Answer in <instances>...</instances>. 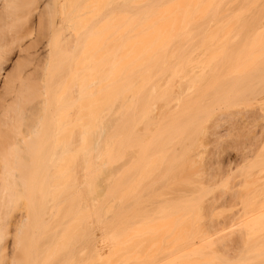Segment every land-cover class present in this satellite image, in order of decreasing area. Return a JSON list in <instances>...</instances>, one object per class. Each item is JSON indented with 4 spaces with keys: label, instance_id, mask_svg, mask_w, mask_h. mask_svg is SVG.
Here are the masks:
<instances>
[{
    "label": "rangeland",
    "instance_id": "obj_1",
    "mask_svg": "<svg viewBox=\"0 0 264 264\" xmlns=\"http://www.w3.org/2000/svg\"><path fill=\"white\" fill-rule=\"evenodd\" d=\"M82 1L52 2L41 41ZM230 1L169 0L151 8L155 0H101L106 19L90 37L86 77L57 85L48 73L46 81L52 103L87 91V156L74 160L57 206L41 192L30 195L41 198H32L35 206L27 192L10 206L29 218L23 258L36 261L56 239L60 246L45 248V264H156L196 239L210 219L206 207L217 206L215 223L264 209V0H232L231 12L204 27ZM112 2L123 8L116 17L108 15ZM193 65L203 75L190 74ZM238 223L227 222L219 235L238 243L235 259L199 253L180 264H264V244L257 243L264 220L251 226L254 245L245 241L246 250Z\"/></svg>",
    "mask_w": 264,
    "mask_h": 264
},
{
    "label": "bare ground",
    "instance_id": "obj_2",
    "mask_svg": "<svg viewBox=\"0 0 264 264\" xmlns=\"http://www.w3.org/2000/svg\"><path fill=\"white\" fill-rule=\"evenodd\" d=\"M28 1L0 0V264H45L49 261L48 257L50 259L49 253L47 252V255L45 252V248L50 247L48 250L51 251V248L60 246L56 239L48 244L43 242L45 248L44 246L42 247L44 249H42V253L40 252V255L37 257L38 259L41 257L42 260L44 259L42 263V260L39 259L38 261L37 258L36 261L32 257L30 259L29 257L23 258L27 244L29 218L21 211L14 212L10 209V206H17V203H19L18 199L21 200L23 198L22 194L24 195V192H27L31 205L34 202L32 198L34 197L37 202L42 193L47 195L46 201L48 206H57L58 192L72 179L74 160L79 156H85L84 158H86L89 147L90 125L86 112V103H88L87 91L82 90L76 99L74 97L62 99L61 97V101L57 100L52 103L53 100L48 97L49 92L46 85L48 82L46 81L48 73L50 78L52 76L55 77V81L56 77L60 80V82L59 80L57 81V85L70 83L76 77H86L89 59L87 49L90 37L93 33H100L103 22L106 19L101 0H83L79 6L72 9L69 16L63 17L54 24V33L50 34L46 41L43 42L40 37V30L43 27L41 26V23H43L42 18L48 8L50 9L51 3L57 2L56 0ZM155 1L149 4L151 8L158 7L169 0ZM231 1L229 6L227 5L226 8H222L215 16L221 15L222 17V15L225 16V14L231 12L233 9ZM141 6L142 8L138 7V10L143 9V5ZM19 11H23L25 14ZM121 11H123L122 6L119 3L112 2L108 15L116 17ZM18 13L21 18H25L24 21L26 23H24L23 19V22L20 21ZM91 17L94 18L92 28L89 27V20H92ZM216 17H213L209 23H205L204 27L209 28V24L213 26V23L215 24L220 18V16L219 18ZM214 19L217 20L215 21ZM212 20L213 22L210 23ZM253 22L250 23L252 24ZM250 23L248 27H250ZM254 27H256V24ZM250 28L252 30L255 29ZM259 30L257 31L259 32ZM189 73L194 75L198 73L195 66L194 68L192 67ZM200 74L203 75V73ZM200 74L197 76L200 77ZM197 76L195 75L196 78ZM202 96L200 98L203 99ZM200 98H196V101H199ZM63 100L65 101L64 103L62 102ZM200 102L199 104L195 102L196 107L197 105H201ZM75 103H79L78 106ZM192 104L194 105V101L190 105ZM186 108L189 109L190 107L185 106L183 110L185 111ZM180 112L182 114L183 111ZM186 166L185 168L188 167ZM192 170L189 174L196 173L198 168L196 171H194L195 169ZM206 183V186H204L205 184L203 185L202 182L201 186L208 187L209 182ZM36 192L40 194V197H37V199L35 198L38 195ZM31 194L37 195L31 198ZM214 201L213 203H219V199H215ZM222 202L224 203V201ZM34 204L33 206L36 205ZM165 207L169 209L171 206ZM216 208L215 204L214 206L210 205L205 208V211L209 213H207V216L210 219L208 218L209 221L204 222L202 227L201 225H199L200 228L196 227L197 229L199 228L196 237L194 235L197 229L193 228L196 231H193L192 237L194 236L198 241L191 239L184 248H180L182 250L179 253H168L171 256L166 253L168 256L163 255L165 258H159L161 260H158L159 262L156 264H180L184 259L186 260V258L196 254L198 256L203 254L204 257H207L217 256L218 253H222V255L230 256L229 258L232 260L233 258L235 259V256L233 258L231 256L235 252L238 243L234 247V244L231 243V245L228 238L224 239L225 237L222 238L219 235L221 236V233L225 230L227 222L235 221L238 223V220L240 222L237 225L241 226L240 228L242 229L239 230V241H242L239 244H241L243 249L239 248L246 250L245 246L249 244L247 237L250 234L251 226L264 220V209L255 213L249 219H239L242 217L240 215L241 217H233L224 223H215L213 216L216 213ZM157 211L152 213L155 216L152 218L156 220L161 218L159 214L160 210L158 213ZM162 211L160 212L162 213ZM9 225L14 226L13 231L11 230L12 232L8 228ZM263 240L261 242L259 240L257 243L262 245L261 243L264 244ZM251 243L254 245L253 241ZM242 244L245 246L243 247ZM232 250L234 251L230 253ZM239 254L237 256L240 257ZM63 262H66V260H62L61 264ZM83 262L84 260L80 264H83Z\"/></svg>",
    "mask_w": 264,
    "mask_h": 264
}]
</instances>
